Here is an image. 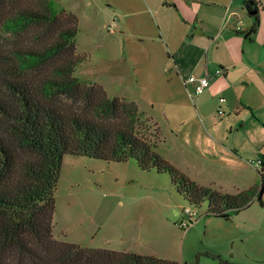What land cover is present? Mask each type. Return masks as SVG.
<instances>
[{
    "label": "rangeland",
    "instance_id": "obj_1",
    "mask_svg": "<svg viewBox=\"0 0 264 264\" xmlns=\"http://www.w3.org/2000/svg\"><path fill=\"white\" fill-rule=\"evenodd\" d=\"M55 2L79 18L77 50L86 57L74 74L108 86L111 96H135L165 158L174 162L184 150L189 157L228 165V176L214 172L199 181L223 192L261 188L263 168L256 162L264 156V0H173L162 12L146 0ZM177 3L198 13L200 28L202 21L217 26L226 11H236L226 25L228 33L215 40L207 57L220 67L232 49L247 54L253 68L247 69L241 91L233 87L216 100L205 94L191 97L177 79L157 21L163 23L162 15L166 22L175 21ZM248 3L258 7L259 16L250 38L245 33L256 19ZM241 20L242 30H237ZM232 34L241 41L228 37ZM192 56L191 66L199 51ZM55 196L53 233L60 240L152 254L178 264H264V193L219 215L209 212L207 202L190 203L169 173L143 170L135 159L66 154ZM189 207L191 214L185 211Z\"/></svg>",
    "mask_w": 264,
    "mask_h": 264
},
{
    "label": "trees",
    "instance_id": "obj_2",
    "mask_svg": "<svg viewBox=\"0 0 264 264\" xmlns=\"http://www.w3.org/2000/svg\"><path fill=\"white\" fill-rule=\"evenodd\" d=\"M254 5L248 3L256 21L246 38L259 28ZM78 30V16L55 0H0V264H178L57 239L64 156L135 159L143 170L169 173L190 203L207 202L219 215L248 205L260 189L223 192L165 158L137 101L74 74L86 57L77 50Z\"/></svg>",
    "mask_w": 264,
    "mask_h": 264
},
{
    "label": "crops",
    "instance_id": "obj_3",
    "mask_svg": "<svg viewBox=\"0 0 264 264\" xmlns=\"http://www.w3.org/2000/svg\"><path fill=\"white\" fill-rule=\"evenodd\" d=\"M157 1L146 0L147 5H151L156 9V11L162 12L166 10L165 8L171 6L170 3H172L171 1L173 0ZM175 6L176 8L174 9V14L177 16H174L175 21L172 20L166 22L163 15L159 16L163 19V23L159 20V18L157 21L160 25L161 39L164 41L167 51H169V53L172 52L173 54L172 58L175 62L177 79L180 82H184L188 93H190L194 88L193 83L189 80L191 71H196L201 75H210L212 77L211 84L202 94L210 96L212 100H216L218 97L217 95H220L233 87L241 91V89L244 88V83L248 81V78L245 75V73L248 72L247 69L253 68V62L249 63L247 54L237 53V51L233 49L230 50L229 59L221 61L222 64L220 68L222 69V73L220 74L217 73V69L219 67L213 66L207 57L210 50H213L212 46L215 40L222 37L226 32L228 33L226 25L229 22L230 17L236 15V11H226V13L220 17L219 24L217 26H212L211 23L209 25H205L202 21L201 25L203 26V34L200 35L196 33V29L194 31V28H198L196 27V23L199 21L198 13L194 15L193 13H190L191 6L187 3H177ZM222 20L223 24H221ZM228 37L237 38L241 41L240 37L233 34ZM226 42L230 45L228 40H226ZM193 50L199 51L200 56L195 64L191 66ZM105 88L109 93L108 86H105ZM112 95L135 100L143 110L142 104L135 96H127L117 92ZM250 103L251 102L246 101V106L251 108ZM182 152L185 154L184 156L182 155ZM186 153L187 152L184 150L181 151L180 155L177 152L173 161L181 169L186 171L190 176L198 181L204 180V177L209 176V174L212 175L214 172L225 176L230 174L231 167L228 165H216L214 163L204 161V158L202 159L201 157H189ZM198 155H200V152Z\"/></svg>",
    "mask_w": 264,
    "mask_h": 264
},
{
    "label": "built area",
    "instance_id": "obj_4",
    "mask_svg": "<svg viewBox=\"0 0 264 264\" xmlns=\"http://www.w3.org/2000/svg\"><path fill=\"white\" fill-rule=\"evenodd\" d=\"M241 24H242V20L238 23L236 29L237 30H242L241 28ZM217 73H222V69L219 67L217 69ZM190 82L193 83V90L189 93V95L192 97L194 95H200L202 94L211 84L212 81V77L210 75H199L197 76L196 74L192 73L190 78H189ZM220 113H223V111H220ZM257 165H260L263 167V160L259 159L257 162ZM262 169V168H261ZM188 213H192L191 208H187L185 210Z\"/></svg>",
    "mask_w": 264,
    "mask_h": 264
},
{
    "label": "water",
    "instance_id": "obj_5",
    "mask_svg": "<svg viewBox=\"0 0 264 264\" xmlns=\"http://www.w3.org/2000/svg\"><path fill=\"white\" fill-rule=\"evenodd\" d=\"M255 10H257V8H256ZM255 10H254V11H255ZM250 12H251V14L253 13V11H251V10H250ZM196 33L202 35V34H203V30H202V28H200V27L196 28ZM247 35H248V34H245V37H247ZM263 193H264V176L262 177V185H261V188H260V190H259V195H258V197H259V198H262Z\"/></svg>",
    "mask_w": 264,
    "mask_h": 264
},
{
    "label": "flooded vegetation",
    "instance_id": "obj_6",
    "mask_svg": "<svg viewBox=\"0 0 264 264\" xmlns=\"http://www.w3.org/2000/svg\"><path fill=\"white\" fill-rule=\"evenodd\" d=\"M262 168H263V172H264V164H263V167Z\"/></svg>",
    "mask_w": 264,
    "mask_h": 264
}]
</instances>
